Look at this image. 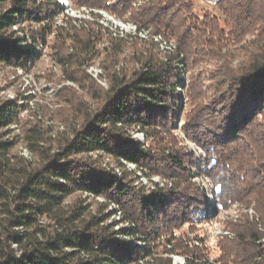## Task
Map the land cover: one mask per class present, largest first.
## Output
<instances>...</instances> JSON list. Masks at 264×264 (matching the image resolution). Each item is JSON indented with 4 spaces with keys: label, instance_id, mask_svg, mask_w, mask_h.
Here are the masks:
<instances>
[{
    "label": "trees",
    "instance_id": "16d2710c",
    "mask_svg": "<svg viewBox=\"0 0 264 264\" xmlns=\"http://www.w3.org/2000/svg\"><path fill=\"white\" fill-rule=\"evenodd\" d=\"M69 3L131 21L176 42L177 50L166 60L154 49L140 50L131 60L138 68L117 71L124 41L112 37L103 49L110 82L105 90L84 69L104 37L98 21L64 16L57 24L59 0H0V63L34 65L42 57L36 46H46L55 34L54 58L67 80L87 90L96 104L71 87L61 88L59 98L69 105L64 121L74 118L81 125L60 135L55 151L41 126L25 129L36 164L16 156V141L7 138L9 128L20 123L21 106L0 104V264H174L179 254L185 264H264V0H219L210 9H198L195 0ZM26 23L38 28L22 37L13 32ZM237 50L243 58L234 65ZM214 60L221 64L211 79L213 100L205 97L201 77L191 78L192 110L183 129L205 153L201 172L215 183L218 211L254 203L259 218L228 222L230 235L219 237L216 259L206 246L196 245L204 242L200 237L177 234L181 225L194 229L207 221L200 219L207 198L190 182L188 166L197 159L174 135L171 112L183 74L177 61L190 71ZM137 128L146 146L132 137ZM93 155L110 157L123 172L103 168ZM126 164L174 180L175 187L145 192ZM96 198L104 203L91 211L88 200ZM121 223L130 226L117 230Z\"/></svg>",
    "mask_w": 264,
    "mask_h": 264
},
{
    "label": "rangeland",
    "instance_id": "374dc122",
    "mask_svg": "<svg viewBox=\"0 0 264 264\" xmlns=\"http://www.w3.org/2000/svg\"><path fill=\"white\" fill-rule=\"evenodd\" d=\"M195 3L198 9H210V7H214L209 5L207 7L206 3L202 0H195ZM75 12L76 9H72L70 3L67 4L64 7L63 12L57 16L56 23H62L64 16L72 18L79 16L80 19H83L82 15L80 16L78 12ZM106 13L109 14L108 12ZM109 15L112 16L111 14ZM112 23L113 29H109V31H116L115 26H118L117 30H119V32L124 31L125 34L124 37L117 38L124 41V49L119 55L120 62L115 65V69L117 71H119V69L133 70L135 67L138 68L139 65L136 64V62H131V60L134 58L135 53L140 50L146 51L148 49H154V52L158 55V57L163 60H166L169 56L170 53L163 52V50L166 49V46L161 39H156L157 42L153 39L155 34H151L152 37L148 39L146 33L133 34L134 28L132 24L126 23L124 25L120 24V26L116 22ZM37 28L38 27L35 24L30 25L26 23L24 26H21V28L17 27L19 30L15 29L13 32L18 33L17 35L22 37L25 33H30L31 29ZM108 33H104L98 54L88 65L84 67L86 73L105 90H109L110 88V82L104 69V59L106 54L103 52L104 47H108L111 43L110 39L112 37ZM27 39H29V37ZM250 39L251 37L249 36L245 41L249 42ZM152 42L155 43V45H153ZM169 42H173L177 46L176 42ZM55 43V34H50L47 37L46 46L43 45L41 49L40 46H38V49L41 50L40 53L42 54L41 59L26 69L20 70L18 67L0 63V104L6 101H13L15 104L21 106V113L19 115L20 123L9 128L10 134H8L7 138L11 140L15 139L16 141V147L13 150V153L16 156L25 158L30 164H36L38 159L27 147L24 139L25 129L31 125L41 126L51 138V145L55 151L57 150V139L60 135L68 133L69 129L72 127L79 128L81 125V122L74 118H70L71 120L68 123L64 121V115H67L66 109L69 108V105L62 102L59 98L58 94L61 88L66 86L71 87L75 89L88 104L92 106L96 105L88 95L87 90H83L79 84L69 82L67 80V75L63 66L54 58L55 54L53 46ZM68 45H70L69 42L67 43V46ZM176 50L174 51L175 53ZM174 52H171V54H174ZM233 54L235 57L234 65H238V63L242 61L243 52L237 50L236 52H233ZM220 64L221 62L217 60L209 61L196 68H192L190 71H186V65H181V62L177 61L176 65L180 67L183 74L181 82L179 83V88H177L176 91V93H178L177 102L175 105H172L171 111L175 117L176 129L174 130V135L181 143V147L185 149L187 153L193 154L197 159V164L188 166V172L192 174L190 182L194 187L199 188L203 192L207 198V202L211 198L216 202V194L214 192L215 183L209 175L201 172V164L199 161H206L205 153L203 149L197 145V143L187 137L184 132L183 125L187 115L192 110V105H189L191 103L189 102L188 95L191 78L195 76L201 77L203 80L205 97L208 101H211L213 100V82L211 79L214 68ZM131 135L136 141L140 142L141 145H147L145 134L142 133V130L138 128L134 129L132 130ZM92 158L97 160L100 165L107 170H116L117 172V169H121L117 167V164H115V162H113V160L108 156L93 155ZM126 168L128 171H133H129L130 173H134V171H136V169H134L131 165H126ZM120 172H123V170L121 169ZM137 175H141L140 172H138ZM156 177L157 178L153 179L154 181L161 180V182H164L166 186H169V183H172L171 187L174 189V180L163 179L160 176ZM148 179L149 178H146L145 176H143L140 180L133 177L135 185L138 186L139 184L137 183L139 182L140 185L138 187L144 189L145 192L150 191L145 188L151 185ZM88 203L91 204L90 210L95 211L100 203H104V200L89 199ZM108 206L109 210H113L115 208L111 203ZM255 208V204L251 203L249 205L233 204L223 211H218L217 209V214L215 216L213 215L211 219H206L207 221H203L200 222V224L195 225L194 229L187 224L181 225V227L177 230V234L185 235L188 239H197L200 237L204 240V242H198L199 246H206L210 257L212 259H216L219 257L220 253L218 245L219 237L221 235H226L227 231L225 228L227 223L230 221H239L243 217H249L251 220L255 218L259 220ZM116 220L119 219L117 218ZM173 260L174 264H185V256L182 254L173 256Z\"/></svg>",
    "mask_w": 264,
    "mask_h": 264
},
{
    "label": "built area",
    "instance_id": "2783aa9c",
    "mask_svg": "<svg viewBox=\"0 0 264 264\" xmlns=\"http://www.w3.org/2000/svg\"><path fill=\"white\" fill-rule=\"evenodd\" d=\"M204 3H206V5H209V6H216L217 4H218V2H219V0H202ZM59 3L61 4V6H62V8L64 9V7L67 5V4H69V0H59ZM73 9V8H72ZM62 12H63V10H62ZM78 12V14L81 16H83V19H86V20H91V21H94V20H96V21H98V23L103 27V31H104V33H108V34H110L111 35V37H114V38H121V37H124L125 36V34H124V31H121V32H119V30H117V27L118 26H115L116 27V31H109V29H113V26H112V22H116L118 25H120V24H126V23H128V24H132L133 25V28H134V32H133V34H141V33H146V35H147V37H148V39L149 38H151L152 37V35H151V32H150V30H139L138 29V27H137V25L135 24V23H133V22H131V21H124V20H122V19H120V18H117V17H115V16H110L109 14H107L106 12L107 11H105V10H101V9H89V8H87V7H81V8H79V9H76V12L75 13H77ZM94 13V14H98V16H97V18H94V17H92V14L91 13ZM87 17H88V19H87ZM73 19H80L79 18V16L78 17H76V18H73ZM112 21V22H111ZM25 24H23V25H18V26H15V27H13V30H19V29H17V27H20L21 28V26H24ZM121 26V25H120ZM106 31H108V32H106ZM20 32V31H19ZM161 39V41L165 44V46H166V49L165 50H163V52H165V53H171V52H174L176 49H177V46L173 43V42H169V41H167V40H165L161 35H155V36H153V39L156 41V39ZM158 39V40H159ZM157 42V41H156ZM29 43V44H28ZM27 43V45H32V43H31V41L29 40V42ZM23 45H24V43H23ZM24 46H26V45H24ZM38 46H40V49L42 48V46H43V44L42 43H39L37 46H36V49H37V51L38 52H40L41 50L40 49H38ZM161 46V45H160ZM160 48V47H159ZM20 69V68H19ZM21 70V69H20ZM126 165H131L132 167H134V169H136V171H134V173L133 174H135L136 175V179L137 180H140L143 176H145L146 178H149L148 179V181L150 182V186H148V187H145L147 190H155L156 188H165V187H167L166 186V184L164 183V182H161V180H159V181H154L153 179L154 178H157L156 176H148L147 175V172H145L144 170H142V169H139V168H137L134 164H126ZM120 170L121 169H117V173H119V175H121V173L122 172H120ZM130 172L132 171V170H129ZM133 172V171H132ZM138 172H140V174L141 175H137V173ZM137 184H139L140 185V183L138 182ZM138 185V186H139ZM172 186V183H169V186L168 187H171ZM215 192V191H214ZM96 199H98V200H101V198H96ZM217 209H218V207H217V204H216V202L214 201V200H212V198L211 199H209V201L207 202V208H206V210L205 211H203L202 213H201V216H200V219L201 220H205V219H207V220H209V219H211L212 218V216L214 215H216L217 214ZM119 214L120 213H117V217H116V219L118 218L119 220H117V221H121V217L119 216ZM129 227L130 226V224L129 223H126V224H119L117 227H116V229L118 230L120 227ZM226 234L227 235H230V233L227 231L226 232ZM196 245H199L198 244V242H196Z\"/></svg>",
    "mask_w": 264,
    "mask_h": 264
}]
</instances>
